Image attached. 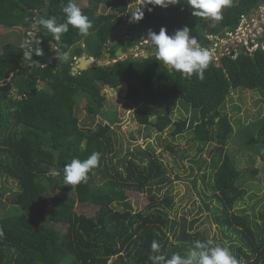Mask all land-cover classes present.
Instances as JSON below:
<instances>
[{"label": "trees", "instance_id": "1", "mask_svg": "<svg viewBox=\"0 0 264 264\" xmlns=\"http://www.w3.org/2000/svg\"><path fill=\"white\" fill-rule=\"evenodd\" d=\"M67 2L0 0V26L27 28L29 37L33 15V21L40 27L35 41L42 47L51 42L59 54L66 52L69 56L67 61L57 57L52 65L43 66L39 60L47 56L43 52L45 46L40 47L43 55L31 51V62L23 61L28 45L9 42L0 51V170L18 180L21 190L14 202L23 208L17 215L0 214V264H151L153 240L160 243L161 253L167 258L177 252L184 254L197 240H211L196 228L198 219H172L171 195L166 193L159 200L153 188L148 187L157 185L162 189L169 180L164 162L153 147L139 148L121 169L110 155L111 125L81 126L77 115L80 99L85 100V109L95 117L107 100L103 88L119 89L123 83H128L126 97L136 106L135 117L140 124L153 125L161 133L172 128L168 136L173 141L191 132L203 145L208 139L218 143L212 158V186L218 192L215 196L223 211L220 214L217 209L215 220L235 235L231 248L237 251L232 254L238 260L264 264V211L258 220L256 212L235 209L245 193L241 187L244 179L255 177L259 171L254 165L256 159L249 154L264 161V118L245 125L242 148L232 150L227 145L234 126L225 115L230 89H254L264 100V48L258 46L251 52L240 49L237 58L224 55L219 66L212 61L203 80L195 74L189 78L170 70L156 60L154 53L148 58L129 56L109 66L73 75V56H82L85 42L92 39L98 44L89 55L93 53L97 59L102 58L105 42L113 31L118 34L109 45L112 58L119 47L126 51L135 40L146 37L150 29L158 33L162 27L171 35L187 26L205 45L206 35L200 33L199 25L209 18L194 17L186 0L168 7L151 5L145 0L127 25L125 15L133 14L128 0H105L112 9L109 13H98V0H89L87 6L76 0L92 24L89 34L82 36L69 26L68 32L57 41L39 20L55 16L58 23L65 22L61 4ZM262 3L264 0H231V5L222 10L223 18L213 26L214 34L224 33L240 23L243 15L252 14ZM142 11L144 18L135 21L133 17ZM42 81L44 86H40ZM177 103L187 115L173 121L171 113ZM152 116H156V121L151 120ZM173 141L167 145L171 150ZM243 148L250 160L246 165ZM94 151L100 153V163L89 173L87 182L74 187L66 185L65 165L73 158L87 159ZM191 161L200 164L202 159ZM98 174L103 175L102 184L97 181ZM128 189L148 191L151 199L148 208L135 211L128 201ZM56 190H62L63 194L52 199ZM115 202L125 205L124 210L116 209ZM77 203L98 210L93 214L80 213L76 210ZM206 207L209 209L208 204ZM166 230H170L176 243Z\"/></svg>", "mask_w": 264, "mask_h": 264}, {"label": "rangeland", "instance_id": "2", "mask_svg": "<svg viewBox=\"0 0 264 264\" xmlns=\"http://www.w3.org/2000/svg\"><path fill=\"white\" fill-rule=\"evenodd\" d=\"M145 0H128L132 15H125L127 18V25L130 23V19L135 15L141 2ZM181 1V0H179ZM79 4L87 6L89 0H79ZM98 13H109L112 11L110 7L106 6L105 0H98ZM255 15H253L254 17ZM260 16L261 19L257 20ZM34 16L31 15V23L28 26V30L32 31L35 35L40 33V27L37 26ZM33 21V22H32ZM245 21H249L248 17H245ZM252 32L260 37L258 33L263 31L264 25V7L256 14V20H250ZM253 24V25H252ZM200 33H204L202 25H199ZM26 29L24 27H16L14 29H6L0 26V51L5 44L9 42L17 43L19 46L28 45V51H35V48L42 47L41 43L35 41L34 36L30 39L26 37ZM250 30V29H249ZM41 32H44L41 29ZM30 34V32H28ZM229 34V32H228ZM48 36L49 34L46 33ZM203 35V34H202ZM225 36L224 34H222ZM228 36V35H227ZM222 37V38H226ZM250 31H246L241 35V39L250 41ZM92 37V36H91ZM93 38V37H92ZM91 38V39H92ZM229 41V42H228ZM226 42L231 45L232 40L226 39ZM225 42V43H226ZM81 43L84 45V41ZM87 52H93L96 50L97 42L92 39L86 43ZM45 46V48H44ZM42 48L43 52L47 55V61L43 58L39 61H43V65H52L51 63L58 57L59 52L56 46L51 43H45ZM234 46H237L236 44ZM251 50L255 47L252 44ZM9 48H11L9 46ZM243 49V48H239ZM239 52V51H238ZM86 53V52H84ZM218 57V54H217ZM216 60V58H215ZM73 65H77L78 61L73 62ZM215 64L221 65V61H215ZM231 95L227 98L226 104V116H229L234 126V132L229 139V149H241L242 131L245 125L250 123H256L260 119L264 118V100L261 98L259 91L252 89H238L236 91L230 89ZM102 92L106 95V103L97 116L90 115L85 109V100L82 98L79 101V107L77 109V115L80 118L81 126L95 127L98 124H110L112 128V155L114 161L121 169H124L123 164L126 159H129L137 153L138 149H146L148 146L153 147L155 154L164 162L166 167V175L169 180L167 184L161 189V186L152 185L148 186L153 188V193H156L158 199H163L166 193H169L173 198V208L170 210V217L174 220L180 221L182 217L187 218L189 221L192 219H198L196 228L205 233L213 242L227 246L232 253H236V250H232L231 245L235 242V235L231 229L226 226H222L215 220L217 216V209H220V214L223 211V206L218 202L215 196L217 191L213 189V175H212V158L216 154V146L218 145L213 139L206 140L203 145L198 139L193 138V133L185 132L178 136V139L173 141L168 136V132L172 128H167L164 132H158L155 126H145L140 124L135 117V105H132L127 100L128 83H123L119 89L105 86ZM173 121H179L187 115L184 108L177 103L172 110ZM190 115H188L189 117ZM152 121H156V116L151 117ZM173 141V150L169 149L167 145ZM244 147V146H243ZM242 155V153H240ZM141 154H138V157ZM243 155L247 164L248 152L243 148ZM256 159L255 165L258 168V172L255 177H246L241 184V187L245 189L243 197L237 202L235 209H247L250 213L257 214L258 220L260 219V213L264 211V161L258 155L249 154ZM200 160V164L192 163L191 160ZM250 161V160H248ZM144 162L147 159L144 157ZM103 175H97V181L99 184L103 183ZM21 187L18 180L8 175L6 171L0 170V214L4 217L20 214L23 208L14 202V198L17 193L20 192ZM63 194L62 190H56L55 196ZM128 201L132 205L135 211L145 210L151 203L150 193L148 191L140 192L138 190H127ZM209 205V209L206 207ZM116 209L124 210L125 205L115 202L113 204ZM76 210L78 212H85L93 214L98 210V207L85 208L83 203H77ZM170 234V239L176 243L174 237L171 236L170 230H166Z\"/></svg>", "mask_w": 264, "mask_h": 264}, {"label": "clouds", "instance_id": "3", "mask_svg": "<svg viewBox=\"0 0 264 264\" xmlns=\"http://www.w3.org/2000/svg\"><path fill=\"white\" fill-rule=\"evenodd\" d=\"M141 3H143V1ZM147 3L156 6L168 7L169 5L178 4L179 0H147ZM186 3L191 8V14L194 17L210 18L212 21H220L223 18L222 10L226 6L231 5V0H186ZM262 5H264V3L260 4V7ZM260 7L252 14L246 15L249 16V26H247V31H250L251 34L249 38L254 37V35H256L255 33H257L256 30L252 32L250 20H256V14L257 11L260 10ZM61 10L66 16V20L63 23H58L55 16L41 18L39 20V24L46 29L48 33L52 34L55 40L59 41L62 34L68 32L69 26L77 29L78 33L82 36H87L89 34L92 24L88 16L82 12L81 7L78 5L76 0H68L66 4L62 3ZM138 11L139 10H137V12ZM253 15L255 16L251 17ZM143 18V11L138 16L133 17L135 21H140ZM258 19H261L260 16L257 17V20ZM240 24L241 21L238 23L235 33H233L231 28H229L226 29L224 33L214 34L213 32L212 35H208L207 30L204 29L206 39L210 40V43H206L205 45L197 41L196 36L191 34L190 29L187 26L182 29H177L171 35L164 27H162L158 33L150 29L146 37L138 40L134 39L135 44L130 49L125 51L123 47H121L124 52V57L122 59L129 56L145 58L144 54L147 55L146 57L148 58L149 55L155 54L156 60L163 62V64L170 70L179 72L189 78L195 74L198 79L203 80L205 78V71L209 68L212 61H221V58L224 55H230L232 58H237L239 56L240 47L246 52H251L253 50H248L245 46L244 40H242L241 37H237L239 34L242 35V32L239 29ZM228 32L230 34H228ZM32 33L33 32L30 31V39L32 38ZM222 34L228 36L226 38H222L225 37ZM258 34L260 37L256 35V42H258L259 46L264 48V25L263 31ZM227 38L232 40L231 45H229V41L226 42L231 48L230 54H227L226 52V43L221 41L226 40ZM259 38H261L262 41H260ZM112 42L107 44V50L104 48L105 54L110 53L109 45L112 44ZM216 42H218L217 45H215ZM235 44L237 46H234ZM152 49H154L153 52L151 51ZM217 54L219 58L215 60ZM35 55H43L42 50L38 47L35 48ZM57 56L59 60L67 61L69 59L68 53L66 52L61 54L57 53ZM117 57L118 56L114 59ZM77 58L75 59L77 60ZM103 58L104 57L101 59ZM31 60L32 53L25 51L23 53V61L31 62ZM113 60L111 64L118 61ZM99 163L100 153L95 151L84 160L73 158L71 162L67 163L64 167V183L73 187L81 183H86L89 173L93 169L97 168ZM53 175H56V173H53ZM149 260L151 261V264H245L244 260H238L227 246L219 243L214 244L212 240H207L206 242L197 240L194 242L193 247L187 250L184 254L178 252L173 253L170 258H167L161 253L160 243L153 240L151 243Z\"/></svg>", "mask_w": 264, "mask_h": 264}, {"label": "water", "instance_id": "4", "mask_svg": "<svg viewBox=\"0 0 264 264\" xmlns=\"http://www.w3.org/2000/svg\"><path fill=\"white\" fill-rule=\"evenodd\" d=\"M230 6V5H229ZM229 6H226V7H229ZM225 7V8H226ZM209 25H208V29H207V34L208 35H212L213 34V30H212V20H209ZM206 22L201 26L202 29L204 30L205 29V26H206ZM238 27V23L235 24L232 28H231V31L233 33L236 32V29ZM117 31H113L111 36L109 37V39L105 42V50H107V44L112 42L113 40L116 39L117 37ZM128 41L131 42L133 41V38H128ZM137 42H140V41H137ZM206 43H210V40L209 39H206ZM123 50L122 48L120 47L118 49V51L116 52V56H118L116 59L114 60H119V59H122L124 56H123ZM145 58H147L145 55ZM102 57H104L103 59H97L95 57H88L87 54H83L82 56L78 57L77 61H78V64L77 65H74L72 67V74L73 75H76L77 73H79L80 71H83V70H87L89 68H94V67H100V66H106V65H110L111 64V53H107V54H102ZM48 58H45V60L47 61ZM45 85V82H41L40 86H44ZM38 86V88L40 87Z\"/></svg>", "mask_w": 264, "mask_h": 264}, {"label": "built area", "instance_id": "5", "mask_svg": "<svg viewBox=\"0 0 264 264\" xmlns=\"http://www.w3.org/2000/svg\"><path fill=\"white\" fill-rule=\"evenodd\" d=\"M264 7V5H262L260 8H263ZM258 12V11H257ZM245 17H249V16H246V15H243L242 16V19H241V24H240V31L242 32V35L245 33V31H247V29H248V27L247 26H249V21L247 22V21H245ZM251 17H253V16H251ZM246 26V27H245ZM230 34V33H229ZM240 36H241V34H239L237 37L238 38H240ZM255 37V38H254ZM254 37H251L250 38V41H247V40H245V46L249 49V48H252L253 46H252V44H254L255 45V47L254 48H256V47H258L259 46V44H258V42H256V35H254ZM222 42H226V40H221ZM217 43L218 42H216V44L215 45H217ZM253 48V49H254ZM252 50V49H251ZM226 52H227V54H230V52H231V48L228 46V44L226 43ZM216 59H218L219 57H215Z\"/></svg>", "mask_w": 264, "mask_h": 264}, {"label": "flooded vegetation", "instance_id": "6", "mask_svg": "<svg viewBox=\"0 0 264 264\" xmlns=\"http://www.w3.org/2000/svg\"><path fill=\"white\" fill-rule=\"evenodd\" d=\"M225 9V8H224ZM209 20H211L210 18L208 19V20H206V21H204V23L206 22V26H205V29L207 30L208 29V25L210 24L209 23ZM216 22L217 21H212V26H215L216 25ZM201 24H203V23H201ZM246 27V26H245ZM35 37H37L38 38V34H35ZM197 38V41L198 42H200L199 41V39H198V37H196ZM112 46V45H111ZM111 46H110V49H111ZM86 50V49H85ZM86 53H83V54H87L88 55V57H92L93 58V53H91L92 55H89V52H87V51H85ZM76 56H73V61H77L76 59ZM114 58H111V61L113 60ZM114 61V60H113ZM51 64H53V62L51 63ZM78 64V63H77ZM73 67V66H72Z\"/></svg>", "mask_w": 264, "mask_h": 264}, {"label": "crops", "instance_id": "7", "mask_svg": "<svg viewBox=\"0 0 264 264\" xmlns=\"http://www.w3.org/2000/svg\"><path fill=\"white\" fill-rule=\"evenodd\" d=\"M33 34H34V33H32V36H34ZM112 43H113V42H112ZM114 43H115V42H114ZM106 53H107V52H106Z\"/></svg>", "mask_w": 264, "mask_h": 264}]
</instances>
